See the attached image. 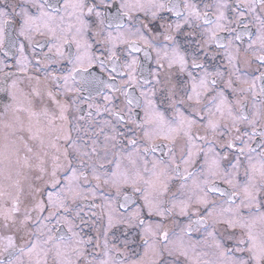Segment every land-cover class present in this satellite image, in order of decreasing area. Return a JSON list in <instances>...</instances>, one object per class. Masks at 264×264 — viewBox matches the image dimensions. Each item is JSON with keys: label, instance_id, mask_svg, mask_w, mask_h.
I'll list each match as a JSON object with an SVG mask.
<instances>
[{"label": "snow or ice", "instance_id": "6c2138e0", "mask_svg": "<svg viewBox=\"0 0 264 264\" xmlns=\"http://www.w3.org/2000/svg\"><path fill=\"white\" fill-rule=\"evenodd\" d=\"M0 51V264H264V0H0Z\"/></svg>", "mask_w": 264, "mask_h": 264}, {"label": "flooded vegetation", "instance_id": "af4514ba", "mask_svg": "<svg viewBox=\"0 0 264 264\" xmlns=\"http://www.w3.org/2000/svg\"><path fill=\"white\" fill-rule=\"evenodd\" d=\"M140 55H141V59H143V55L142 54H140ZM0 59H4V53H3V51H0ZM8 63H14V61H12L9 58ZM0 95H2V94H0ZM0 102H2V101H0Z\"/></svg>", "mask_w": 264, "mask_h": 264}]
</instances>
